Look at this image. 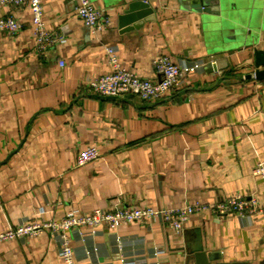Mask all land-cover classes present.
Returning a JSON list of instances; mask_svg holds the SVG:
<instances>
[{
    "label": "crops",
    "instance_id": "crops-1",
    "mask_svg": "<svg viewBox=\"0 0 264 264\" xmlns=\"http://www.w3.org/2000/svg\"><path fill=\"white\" fill-rule=\"evenodd\" d=\"M132 1L92 0L110 18L93 33L76 13L77 0H42L48 30L60 35L46 50L37 47L29 5L1 9L22 27L0 31V230L59 220L73 209L216 202L240 192L255 195L263 212L251 219L196 213L180 233L159 218L116 230L102 225L94 235L82 228L85 240H72L76 264H90L84 248L94 244L101 264L122 257L153 264V246L164 249L159 264H184L183 247L199 244L209 264H264V177L253 173L264 160V79L248 77L255 50L264 49V0H218L200 9L149 0L153 12L123 29L120 15ZM108 46L152 79L161 54L205 68L160 100L104 97L87 81L110 70ZM88 144L101 156L79 166ZM0 264L64 263L46 229L0 242Z\"/></svg>",
    "mask_w": 264,
    "mask_h": 264
},
{
    "label": "built area",
    "instance_id": "built-area-1",
    "mask_svg": "<svg viewBox=\"0 0 264 264\" xmlns=\"http://www.w3.org/2000/svg\"><path fill=\"white\" fill-rule=\"evenodd\" d=\"M148 2L149 0H144ZM27 4L33 14V32L37 47L46 50L49 46L60 40V35L51 32L44 19V6L42 0H0V31L17 33L22 24L13 15H4L1 9L5 6H21ZM76 13L90 28L91 32L98 33L110 25V18L105 11L97 7L92 0H77ZM107 60L110 70L87 81L88 88L97 95L104 97H123L134 95L144 101L160 100L167 92L191 72H202L205 68L203 61L190 60L179 63L169 54H161L153 60L158 76L157 79L144 77L136 71L125 66L113 46L106 48ZM64 65V61L60 60ZM100 149L95 144H88L77 157L79 166L99 159ZM255 175L264 177V160H259L253 168ZM210 211L216 216L236 213L241 218L251 219L253 215L263 212V208L255 195L235 193L222 201L205 202L195 200L176 206H132L113 208H95L91 212L82 213L77 209L70 210L59 220L29 221L18 225H11L0 230V242L8 240H25L26 238L50 230L58 243V252L64 264H76V248L72 243L73 235L77 234L85 240L82 228H88L91 235L99 232V226H106L116 230L123 223L149 222L157 218L162 220L174 232L180 233L190 216L196 213ZM122 238L117 237L120 245ZM121 247V246H120ZM97 244L85 246L84 255L89 258L90 264H101ZM164 253L160 247H151L150 255L155 258L153 264H159L158 259ZM139 258L122 257L121 264H136Z\"/></svg>",
    "mask_w": 264,
    "mask_h": 264
},
{
    "label": "water",
    "instance_id": "water-1",
    "mask_svg": "<svg viewBox=\"0 0 264 264\" xmlns=\"http://www.w3.org/2000/svg\"><path fill=\"white\" fill-rule=\"evenodd\" d=\"M183 5L188 4L192 9H200L202 6L215 5V7L219 6V1L215 0H180ZM187 6V7H188ZM149 2L144 0H134L130 2L128 7L124 10V12L120 15V27L123 29H129L127 25H132V27H139L142 24L144 17L148 16V11H152V8H149ZM186 7V6H185ZM148 8L145 13L135 14L138 9ZM210 65V64H209ZM214 69L218 68V63L210 65ZM248 77H255L258 80L264 79V49H256L254 52V70L253 72L248 74ZM186 249V256L184 258V264H209L208 263V254L204 250L203 244H199L194 248L183 247Z\"/></svg>",
    "mask_w": 264,
    "mask_h": 264
}]
</instances>
